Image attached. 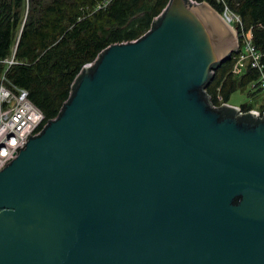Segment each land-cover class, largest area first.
<instances>
[{
	"label": "water",
	"instance_id": "water-1",
	"mask_svg": "<svg viewBox=\"0 0 264 264\" xmlns=\"http://www.w3.org/2000/svg\"><path fill=\"white\" fill-rule=\"evenodd\" d=\"M209 10L170 0L85 67L0 172V264H264V115L205 93L236 52Z\"/></svg>",
	"mask_w": 264,
	"mask_h": 264
},
{
	"label": "trees",
	"instance_id": "trees-1",
	"mask_svg": "<svg viewBox=\"0 0 264 264\" xmlns=\"http://www.w3.org/2000/svg\"><path fill=\"white\" fill-rule=\"evenodd\" d=\"M205 3L220 15H238L261 54L264 67V0H187ZM170 0H0V81L24 89L42 112L55 120L70 100L85 66L92 70L111 45L133 42L157 24ZM215 66L205 88L213 106L227 103L239 89L256 82L249 65L231 74L233 56ZM13 59L8 65L5 61ZM220 99V100H219ZM264 107V106H263ZM243 110L251 108L241 105ZM228 115L233 110L225 109ZM249 117L248 115H243ZM47 126V125H46Z\"/></svg>",
	"mask_w": 264,
	"mask_h": 264
},
{
	"label": "built area",
	"instance_id": "built-area-1",
	"mask_svg": "<svg viewBox=\"0 0 264 264\" xmlns=\"http://www.w3.org/2000/svg\"><path fill=\"white\" fill-rule=\"evenodd\" d=\"M220 16L232 30L235 39L236 54L232 57L234 62L231 74L234 77H240L249 65L257 70L259 76L256 82L248 86L255 90H264V67L260 62L261 54L251 42L250 31L243 30L239 16L230 12L229 9L225 8ZM5 62L8 65L14 63L13 59ZM228 104L220 101L217 107H230L237 110L240 115L256 113L259 119L264 115V107L260 110L250 108L248 111L243 110L241 106L232 107ZM46 125L42 112L28 99V92L8 85L2 76L0 81V172L25 148L28 140L38 136Z\"/></svg>",
	"mask_w": 264,
	"mask_h": 264
},
{
	"label": "rangeland",
	"instance_id": "rangeland-1",
	"mask_svg": "<svg viewBox=\"0 0 264 264\" xmlns=\"http://www.w3.org/2000/svg\"><path fill=\"white\" fill-rule=\"evenodd\" d=\"M227 103L232 107L246 104L253 109L260 110L264 106V90H255L251 86L239 89L231 95Z\"/></svg>",
	"mask_w": 264,
	"mask_h": 264
},
{
	"label": "bare ground",
	"instance_id": "bare-ground-1",
	"mask_svg": "<svg viewBox=\"0 0 264 264\" xmlns=\"http://www.w3.org/2000/svg\"><path fill=\"white\" fill-rule=\"evenodd\" d=\"M198 4H199V3H198ZM209 11H210V13H212V15H214V13H213L211 10H209ZM204 12H205V11H204ZM205 14H206V15H209V12L206 11ZM214 16H215V15H214ZM215 17H216V16H215ZM216 18H217V17H216ZM216 20H217L218 23H222V22H224L223 20H222V22H221L219 18L215 19V22H216ZM218 20H219V21H218ZM222 24H223V23H222ZM224 24H225V25H224ZM224 24H223V26L226 27V28H228V25H226V23H224ZM229 29H230V27H229L227 30H229ZM229 31L232 32L231 29H230Z\"/></svg>",
	"mask_w": 264,
	"mask_h": 264
}]
</instances>
